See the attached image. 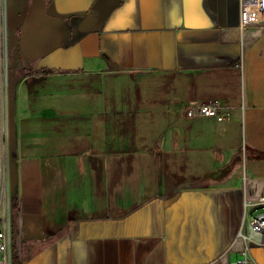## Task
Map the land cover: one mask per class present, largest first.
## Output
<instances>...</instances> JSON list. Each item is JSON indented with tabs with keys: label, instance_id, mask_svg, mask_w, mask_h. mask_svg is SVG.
I'll list each match as a JSON object with an SVG mask.
<instances>
[{
	"label": "crops",
	"instance_id": "crops-1",
	"mask_svg": "<svg viewBox=\"0 0 264 264\" xmlns=\"http://www.w3.org/2000/svg\"><path fill=\"white\" fill-rule=\"evenodd\" d=\"M41 1L70 42L21 68L10 122L3 98L0 264H264L241 236L264 212V0ZM153 76L156 109L124 89ZM206 99L227 118L181 113Z\"/></svg>",
	"mask_w": 264,
	"mask_h": 264
},
{
	"label": "water",
	"instance_id": "water-1",
	"mask_svg": "<svg viewBox=\"0 0 264 264\" xmlns=\"http://www.w3.org/2000/svg\"><path fill=\"white\" fill-rule=\"evenodd\" d=\"M19 20L14 10L13 0H5V23L8 31L7 52L19 45L20 55H28L31 59H36L70 42L68 22L62 17L48 14L41 0H30L25 7L22 20ZM11 116L12 108L9 101V122Z\"/></svg>",
	"mask_w": 264,
	"mask_h": 264
},
{
	"label": "built area",
	"instance_id": "built-area-1",
	"mask_svg": "<svg viewBox=\"0 0 264 264\" xmlns=\"http://www.w3.org/2000/svg\"><path fill=\"white\" fill-rule=\"evenodd\" d=\"M6 34V33H5ZM7 39L0 32V113L4 95L7 93L8 87V52H7ZM223 105L216 99L197 100L184 104L180 111L185 117L197 116H211L217 120H225L227 112L222 110ZM2 126L0 122V183L5 173V149L2 144ZM248 233L241 232L243 238L250 239L252 234H259L264 236V212L252 216L247 221ZM251 240V239H250ZM5 233L0 230V251L6 249ZM213 262L207 263L212 264ZM226 264H255L251 261L249 256H241L236 259L228 261Z\"/></svg>",
	"mask_w": 264,
	"mask_h": 264
},
{
	"label": "rangeland",
	"instance_id": "rangeland-1",
	"mask_svg": "<svg viewBox=\"0 0 264 264\" xmlns=\"http://www.w3.org/2000/svg\"><path fill=\"white\" fill-rule=\"evenodd\" d=\"M38 57H41V56H38ZM8 81H9V77H8ZM108 82H109V80H107V83H105L106 88H105V91H104L107 100H109V98H110ZM166 83L167 82L164 81V77H162V76H153V77L143 78L141 80H138L133 85L132 84H127L124 87V89L125 90H129L130 94L133 93V95L141 97L142 103L145 106H148L149 108L156 109L159 106H161L162 103L164 104V97H166L168 95V91H167L168 87H167ZM172 94L174 96H175V94L178 96L181 93L177 89V91L174 90ZM178 112L180 113V111H178ZM205 163H207L206 159H205ZM178 178L181 181L187 179V177H185L184 175L183 176H179Z\"/></svg>",
	"mask_w": 264,
	"mask_h": 264
},
{
	"label": "trees",
	"instance_id": "trees-1",
	"mask_svg": "<svg viewBox=\"0 0 264 264\" xmlns=\"http://www.w3.org/2000/svg\"><path fill=\"white\" fill-rule=\"evenodd\" d=\"M25 7L24 5L22 11L17 14L19 17V21L22 20L23 15L25 14ZM20 25V23H19ZM18 25V27H19ZM17 27V29H18ZM28 61H33L28 55H20V46L17 45L12 49L8 50V94H9V101L11 100V93H12V86L14 82L22 75V74H27L29 70L21 69L22 67L27 66ZM34 71V69L32 70ZM31 72V71H30ZM259 156H264V151H256ZM12 205L13 207L15 206L14 204V197L11 198Z\"/></svg>",
	"mask_w": 264,
	"mask_h": 264
},
{
	"label": "bare ground",
	"instance_id": "bare-ground-1",
	"mask_svg": "<svg viewBox=\"0 0 264 264\" xmlns=\"http://www.w3.org/2000/svg\"><path fill=\"white\" fill-rule=\"evenodd\" d=\"M6 119V118H5Z\"/></svg>",
	"mask_w": 264,
	"mask_h": 264
}]
</instances>
